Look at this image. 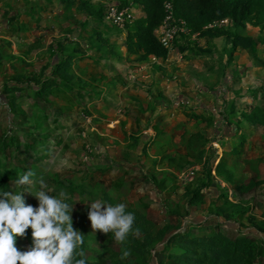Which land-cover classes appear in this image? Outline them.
Here are the masks:
<instances>
[{
	"label": "crops",
	"instance_id": "obj_1",
	"mask_svg": "<svg viewBox=\"0 0 264 264\" xmlns=\"http://www.w3.org/2000/svg\"><path fill=\"white\" fill-rule=\"evenodd\" d=\"M58 1L60 2L58 5L66 7L62 1ZM49 2L50 0L39 2V10L45 9L46 5L50 7ZM67 9L71 10V8ZM131 12L133 21L144 17L141 7H132ZM45 19L44 16L37 17L31 28L39 31L38 28L40 29ZM47 19L49 21V18ZM79 19H81V15L73 18L72 22L76 26L71 25L65 28V34L62 38L58 35L59 31L56 29L44 30L45 32L40 30L37 33H30L33 36L31 42L22 40V37L29 31L27 30V21H24V23H22V20L21 22L17 21V19L12 21L18 26L15 31L21 36L20 43L16 47V53L10 54L16 58L12 62H19L24 66L25 63L31 62L30 59L26 60V55L32 56L36 59V64L34 65L32 62V67L39 70L46 64L56 62V57H52V55L58 48L64 50V52L58 54L61 59L73 50L74 45L79 46L86 55L93 56L96 63L88 59L81 61L78 63L79 68H81L80 73H77L78 70L75 72L80 79H87L93 84L99 93L98 98L88 99L83 107L87 108V103L90 104L93 101L95 103H92L91 106L96 105L97 107V101L104 94L109 96V99L112 97V100L116 96L118 98H124V95L128 96L125 99L128 100L127 104L123 105V109H121L122 116L126 117L123 125H125V129L130 130L125 132L127 140L133 142V144L129 143L127 145V149H134L137 156L136 162L128 167L131 171L128 174L137 173L139 176L137 182H141L149 189L156 188L168 192L179 185H182L181 189H184L183 186L186 183L189 182L188 184L193 185L198 180L194 182V178L190 179L189 177L185 182L179 177L189 166L182 163V158L192 155L193 151L190 152V155L184 154L181 146L183 139L178 142V138H186L187 144L190 142L193 146L195 142L199 141L200 137L207 140L208 143L216 140L217 148L204 151L203 154V157L204 155L207 157V162L211 166L212 175L211 187L203 193L206 192V196L212 194V192L215 195L217 194L218 206L222 204L233 205L235 202L232 201L231 203L228 200L229 195L225 193L226 189L228 193L231 192L226 187L232 185L223 181L222 178L217 177V182L214 179L216 168L223 160V156H229L233 162H240L242 156H249L248 161L253 160L255 163L254 165L250 164L253 167L252 170L264 172V130L250 125L244 117V114L250 113L256 107L264 110V53L262 52L264 43L263 38L259 37L258 34L260 28L246 26L245 29H234L243 38L249 37L252 39L248 49L243 48L244 42H240L234 51H232L230 41L224 37H210L199 33L189 34V32L187 35L181 34L174 41L171 49L167 50L166 59L164 61L155 59L153 62V57L143 61H139L137 56L124 58L126 45L123 31L124 34L117 35V30H111L106 25L97 26L93 20H88L85 27L81 28L79 22H77ZM12 22L0 23V31L5 33L13 25ZM109 25L112 26V24ZM227 25L228 23L225 26L215 28H226ZM101 28H104V30H101ZM252 29H255V32H252ZM76 30L87 32L85 35L88 37L82 43L72 41L73 39L70 37L71 33ZM107 32H109V35L105 38ZM246 32L252 34H245ZM95 33H99L105 38L101 41L103 44H114L116 46L115 51L119 52L122 58L120 59L113 54H107L105 59L101 58V52L99 53L93 47L98 45V41L94 37ZM66 38L68 40L63 41ZM60 42L62 44L58 45ZM2 47L3 44L0 43V48ZM4 55L0 52V62L3 58H7ZM7 60L12 59L7 58ZM131 70L135 75L129 76ZM84 74L87 75L84 76ZM131 76L134 79L137 78L136 81H133V83L137 82L136 84H131ZM105 95L102 98L103 103L109 102L108 98L105 100ZM123 103L121 102V105ZM85 111L86 114L90 115L88 110L85 109ZM145 130L150 131L152 134L144 135V137L143 131ZM241 136L246 138L244 143L241 142ZM137 139L142 140V145L138 148L134 146L138 143ZM192 139L195 141L192 142ZM113 140L116 141V139ZM104 141L108 142L107 137ZM218 143L220 146H218ZM236 143H238L239 148L236 149L237 153L233 154L230 151L231 148L235 149L232 145ZM186 149L188 148L186 147ZM107 153V157L114 162V153L109 148ZM234 155H237L236 159ZM211 157H213L212 160ZM140 158H142V162ZM199 164L203 165L204 162ZM119 166H121V163H119ZM228 166L230 165L228 164ZM204 170L205 168L200 176ZM131 175L128 176L131 177ZM250 179H258V176ZM127 180L130 181V187L128 188L132 190L136 183H133L132 178H127ZM259 180H264V178L259 177ZM219 181H222V183ZM169 182L170 184H168ZM215 183H219L217 186L220 190L212 188ZM167 185L169 186L167 187ZM221 194H225L226 197L220 196ZM257 194L252 191L248 195L252 197V202H254V197ZM259 197L261 198V196L257 197L258 200ZM171 199L174 200L173 195ZM240 199H243L241 200L243 202L236 201V203L241 202L239 203L241 205L244 204L240 215L250 211L249 216L256 215V218H259L255 212V206L249 202L253 206V211L252 206L249 210V204L244 202L248 198L240 196ZM225 201H227V204ZM209 220L211 221V219ZM218 222L223 224L230 221L226 222L219 219ZM230 232H232L231 228Z\"/></svg>",
	"mask_w": 264,
	"mask_h": 264
},
{
	"label": "trees",
	"instance_id": "obj_2",
	"mask_svg": "<svg viewBox=\"0 0 264 264\" xmlns=\"http://www.w3.org/2000/svg\"><path fill=\"white\" fill-rule=\"evenodd\" d=\"M60 1L66 6V9L73 7L77 11L76 14L81 15V19L77 21L81 28L85 27L88 20H93L97 26L106 25L110 29H116L117 35L122 33V30L113 25L109 26L106 24L107 22L104 20L106 8L109 5L116 6L117 8L141 7L144 17L126 24L123 29L126 45L124 58L128 59L130 56H137L139 61L147 60L149 57L164 61L167 57V50L161 47L155 35V31L163 20L164 4L167 1H170L173 5L174 17L185 21L189 34L199 33L209 35L210 37H224L230 41L232 51L238 47L240 42H244L243 48L245 49H248L252 43L251 38H243L234 29H245L246 26L258 27L260 30L264 29V0H114L108 6L98 7H94L84 0ZM16 18L17 16H12L6 22L11 23ZM223 20H227L228 25L226 28H207L209 25ZM94 37L98 41V45H94L93 47L99 53L101 52V58L105 59L107 54H113L120 59L122 58L120 53L115 51L116 46L114 44H103L101 41L105 38L99 33H95ZM67 40L66 38L63 41ZM61 44L62 42L58 43V45ZM62 52L64 50L58 48L52 55V57H56V62L54 64H46L39 70L33 69L31 65L28 66L30 68L28 70L18 69L13 65L10 66V72L6 70L8 79L3 82L1 88L3 99H10V106L15 105L17 107L19 95L32 98L34 101V108L32 109L34 118L32 120L37 123V129L40 128V124H42L45 117L44 113L48 108L53 106L55 115H57L53 118V123H55L56 118L65 117L69 113V110L55 105L56 100L64 98L73 107H77V109L79 108L82 111L88 99H96L99 96L95 86L87 79H80L74 71L75 66L79 67V62L88 59L96 63L95 58L86 55L79 46L76 47L75 45L65 58L62 57L60 59L58 54ZM7 58L16 59L14 56ZM86 75L84 74V76ZM244 115L250 125L264 130V110L256 107L250 113ZM40 130L42 131V128ZM240 138L241 142L244 143V139L246 138L244 136ZM13 143H15L13 138H0V191L2 192L8 189L9 183L18 179L20 175H23V173L19 172L17 166H8L2 160L5 159V150L11 147ZM206 143H208L207 140L200 137L199 141L195 142L192 148L193 152L190 155L192 160L187 161L186 158L188 159V157H183L182 163H185V165L199 164L202 161ZM188 145L190 146V142H188ZM230 152L237 153L236 149L232 148ZM212 159L213 157H211ZM232 165L234 168L231 167ZM232 165L228 166L227 161L223 159L216 168L217 176L231 185L237 162L234 161ZM93 172V174H85V177L75 184L69 178H65L68 180H60L56 177L44 176L39 172L32 178L34 180H45V182L53 185L56 191L50 195L56 196L63 189L68 192L69 196L76 194L78 197H86L89 202L87 204L97 199H101L106 204L111 205L120 203L117 200H119V197H124L125 195L120 193L119 190L124 185L118 183L116 184L117 186L111 185L110 191H107L96 180L94 176L95 171ZM263 181L250 179L245 185L238 183V185H235L238 195L234 196L236 198L239 197L238 201L243 200L240 199V196L247 197L252 191H255L257 188L259 189L263 185ZM211 182V166L207 162L206 169L198 177V182L194 184V187L192 184H188L187 188L185 187L184 197L188 208L182 207L178 202L172 199L168 200L167 198L166 212H164L165 219L168 221L176 220L175 224H178L176 226H180L178 229L176 227L171 229L169 226L164 225L157 228L156 232H153L154 222L148 219L145 212H142L138 206L143 201L127 205L126 212H131L135 215L134 231L129 233L125 244L120 246L121 252L111 254V264H132L126 262L125 259H121L123 251H129L131 253L130 256L135 258L140 264H264V222H260L255 216H246L245 221L249 228L246 232L240 228H236L234 230L235 233L224 232V224L218 221L222 219L229 222L231 220L230 212L223 204L218 207L209 205L207 212L213 218L211 221L205 220L204 222L187 224L188 226L184 230H180L182 228L181 224L184 222L183 220H187V217L189 218L190 216L189 209L195 204L203 202L206 197V192L203 193V191H207L211 187ZM260 195L263 198L264 191ZM220 196H225V194H221ZM169 198L171 197L169 196ZM82 201H84V198H82ZM66 202L72 204L70 199ZM87 206L86 204L83 205V214L85 215L88 214L87 211L89 210ZM254 209L256 211V208ZM137 229L141 232L142 237L134 235ZM209 230L211 232L207 233ZM191 232H194V234ZM109 235L113 237L111 233ZM163 240L165 241L163 245L158 247L157 245ZM28 241L30 245L32 239L29 237ZM82 247L84 252L88 250L86 237H84ZM156 253L163 256L168 262L156 260ZM77 258L79 257L77 256ZM88 264L98 263L88 257Z\"/></svg>",
	"mask_w": 264,
	"mask_h": 264
},
{
	"label": "rangeland",
	"instance_id": "obj_3",
	"mask_svg": "<svg viewBox=\"0 0 264 264\" xmlns=\"http://www.w3.org/2000/svg\"><path fill=\"white\" fill-rule=\"evenodd\" d=\"M41 1L44 0H0V23L5 24L6 21L10 20L12 16H17V21L21 22L22 20V23H24V21H27L26 25L28 27L27 30L29 31L25 36L22 37V40L28 42L32 41L33 36L30 34L32 32L37 33L40 30L45 32L44 30L56 29L57 31H59L58 35H60V37L62 38V36L65 34V28L70 27L71 25L76 26L72 22L73 18L79 15L76 14L77 11L75 10V8L71 7V10H65L63 6L58 5V3H60L58 0H50L49 3L51 8L46 5L45 9L39 10L38 4ZM84 1H88L94 7L108 6L109 4H112L114 2V0ZM53 13L54 15H52ZM74 14H76L75 17ZM40 16H44L46 19L40 26V29L38 28L39 31H36V29L33 30L31 28V25L35 23V19ZM47 18H49V21ZM12 23L13 25L10 26V29L6 30L5 33L0 31V43L3 44V47L0 48V52L5 54V57H9L11 56L10 54L16 53V47L19 45L18 43H20L21 40V36L15 31L17 30L18 26L15 24V22ZM107 23V25L110 24V22ZM223 26H225V24ZM101 30H104V28H101ZM111 30L116 29L111 28ZM120 30L124 31L123 29ZM252 32H255V29H252ZM85 34H87L86 31L80 32L76 30L75 32L71 33V35H69L73 39L72 41L75 40L82 43L83 40L88 37ZM245 34L252 33L246 32ZM258 34L259 37L263 38L264 40V29H258ZM108 35L109 32L105 33L104 37L106 38ZM262 52L264 53V48L262 49ZM25 58L26 60L30 59L29 61L31 62L28 61L29 63H25L26 65L24 66L22 65V63L12 62L13 60H7V58L2 59V61L0 62V138H13L15 142L11 147L5 150V159H2L3 162H6L8 166H17L19 172L23 174L28 170H31L33 172H36L35 174L39 172L44 176H50L51 178L56 177L60 180H68L65 178H69L74 182V184L82 180L85 177V174H93V171H95L94 176L96 180H98L102 184V188L107 191H110L111 185L117 186V183L124 185L119 191L125 196L119 197V200H117L118 202L124 203L127 206L140 203L141 200L143 201V203L138 204V206L142 212H145L146 217L154 222V224L152 223L153 232H156L157 228L164 225L169 226V228L171 229H174L175 227L178 229L180 226H176L178 225L177 223L175 224L176 220L168 221L167 219H165V206L167 205V198L169 200L171 199L169 198V196L171 197L173 195L174 201L178 202L179 205L186 208L187 205L184 193L189 182L183 186L184 189H181L182 185H179L174 190L164 192L157 190L156 188L149 189L141 182H137L139 178L137 173L133 175L128 174L131 173L128 167L135 163L137 160L134 149H127V145L129 143L133 144V142L127 140L125 132H129L130 130L125 129V125H123L126 117L122 116L123 112L121 109H123V105L127 104L128 100L125 99H127L128 96L124 95V98H118L116 96L112 100V97L109 99V96H106L104 94L106 96L105 100L108 98L109 102H102V98L104 96L103 95L101 96V99L97 101V107L96 105H94V107L91 106L92 103H95L93 101L90 104L87 103L86 107L88 109L83 107L82 111L79 108L77 109V107H73V105L64 98L56 100L55 105L69 110V113L66 114L65 117L56 118V120L54 121L55 123H53V118L57 115H55L53 106L51 108H48L44 113L45 117L43 118V122L42 124H40V128H42L41 131L40 128H36L37 123L32 120L34 118L32 112V109L34 108L33 99L25 95H19L17 107H15V105L10 106V99H3V92L1 90L3 82L8 79V76L6 75V69L10 72L9 66L13 65L18 69L22 68L28 70L30 69L28 68V66H32V62L34 63V65L36 64V59L32 58V56L29 57L26 55ZM122 65L127 66L126 64ZM122 65L120 66L123 67ZM79 69L81 68H77L76 66L74 67V71L78 70V74L80 73ZM130 75H135L133 70L130 71L129 76ZM130 80L131 84L137 83H133V81L137 80V78L134 79L133 76H131ZM121 102L124 103L121 105ZM85 109L88 110L90 115L86 114ZM61 114H63V112H61ZM148 134L151 135L152 133L148 130L143 131V136H148ZM143 136L141 137L144 138L145 136ZM106 137L108 140L107 143L104 141ZM98 138L102 139L103 141ZM113 139H116V141ZM181 139H183V144L181 145L183 153L190 155V152L193 151V145L190 144L189 146L186 142V138H178V142H180ZM194 141L195 140L192 139V142ZM215 141L206 143V145L204 146V150H215L213 149L217 148ZM137 142L138 143L134 144V146H137L138 148L142 145V140L137 139ZM218 146H220L219 143ZM232 146H234L237 150L239 148L238 143L233 144ZM186 147L188 149H186ZM108 148L114 153V162L111 161V158L107 157ZM236 156L237 155H234L235 159ZM187 157V161L192 160L190 156L187 155ZM248 157L245 155L240 158V162L236 161L237 165L235 167V174L232 183L233 187H226L229 189V191H231L229 193L227 192V189L225 190V193L229 195L228 200L231 203L232 201L235 203L233 205H225L226 209L230 211L231 220L229 223H223L225 226L223 227L224 232L226 230L230 232V228L233 229L231 230L233 233H235L234 230L236 228H240L244 232L249 229L245 219L246 216L250 214V211L248 213H245L244 215H240L242 209L244 208V204H239L243 201L236 203L239 197L236 198L234 196L238 195L235 185H238V183L245 185L249 182L250 178H254L255 176H258V179L259 177L264 178V172L259 170H252L253 167L250 166V164L254 165L255 163L253 160L248 161ZM223 159H226L230 166L233 164V161L229 156L225 155L223 156ZM140 160L141 162L143 161L142 158H140ZM201 162H204V164L202 165L196 163L193 166H187L188 169H184L185 171L181 173L182 175L179 176L181 180L183 179L186 182L187 178L189 177L190 179L194 178V182L195 180H198V177L202 173V170L204 168L206 169L207 166V157L205 155ZM246 162H248L249 164L247 163L246 165ZM119 163H121V166H119ZM231 167L234 168L233 165ZM128 175H131V177H129ZM217 177L218 176L216 174L214 178L215 182H217L218 180ZM127 178H132L133 183H136L135 187H132V190L128 188L130 187V181L128 182ZM34 181H37V183L30 189L33 195L39 188L38 181L40 180ZM43 181L45 182V180ZM219 182L222 183V181ZM45 183L48 186L53 187V185L47 182ZM11 184L12 182L9 183V187L6 191H12ZM168 184H170V182ZM217 184L219 183H215L214 185H212V188L214 190H220L218 189ZM168 186L169 185H167V187ZM192 186L194 187V183ZM263 188L264 181L263 185L257 191H254V194L258 193L256 197H254V202H252V197L250 196H247L248 199H245L244 201L248 204L249 202H251L255 206V212L257 216H259L257 220H259L260 222H264V196L263 198L259 197V200L261 202L257 199V197L261 196L260 194L264 191L262 190ZM13 191H16V189L13 188ZM66 193L68 194L67 191ZM50 194L51 193H49V195ZM69 197L71 203L73 205L75 204L74 211L72 213L73 227L74 229L79 230L82 235L86 237V242L88 245V250H85L86 255L89 258L95 260L98 264H111V254L121 252L120 246L117 247L115 245L114 237H110V233L107 235L101 234L99 232H97L95 235L92 234L91 222L88 219V214H83V205L89 203L86 197H78L76 194H74L73 196L70 195ZM216 197L217 194L215 195L212 192V194H208L206 196V199L203 200L202 203H197L193 207H191L189 209L190 216L189 218L187 217V220H183L184 222H182V228L180 230H184L185 227L188 226L187 224H194L197 222H204L205 220L213 219L208 215L207 207L209 205H215L218 207L219 204ZM82 198H84V201H82ZM25 199L27 204H31L34 207L38 206V201L34 196L25 193ZM225 203L227 204V201H225ZM181 206L179 207L181 208ZM250 206L252 205L249 204V210L251 209ZM87 207H90V205H88ZM253 216L256 217V215ZM26 231L28 233L27 238H17V248L20 251H26L27 246H29L28 238H31V229L29 228ZM209 232H211V230H209L207 233ZM191 233L194 234V232ZM134 235L137 237H142V234L139 231L138 235ZM164 242L165 241L163 240L157 246L161 247ZM155 257L158 261L168 262L167 259H164L163 256L158 255V253L155 254ZM125 261L132 264H140L137 260H135V258L131 256L127 257Z\"/></svg>",
	"mask_w": 264,
	"mask_h": 264
},
{
	"label": "clouds",
	"instance_id": "obj_4",
	"mask_svg": "<svg viewBox=\"0 0 264 264\" xmlns=\"http://www.w3.org/2000/svg\"><path fill=\"white\" fill-rule=\"evenodd\" d=\"M34 175L28 170L12 181L11 192H0V264H88L82 247L84 236L73 227L75 204L66 202L70 197L63 189L58 196L49 195L56 189L43 180L38 181L39 188L33 195L30 189L37 183L32 179ZM25 193L34 196L38 206L27 204ZM86 205H90L88 219L92 234L111 233L117 247L125 244L135 223V215L126 212L127 206L106 204L101 199ZM29 228L31 244L26 251H20L17 238H27ZM134 234L138 235V229ZM130 254L123 251L121 259Z\"/></svg>",
	"mask_w": 264,
	"mask_h": 264
},
{
	"label": "built area",
	"instance_id": "obj_5",
	"mask_svg": "<svg viewBox=\"0 0 264 264\" xmlns=\"http://www.w3.org/2000/svg\"><path fill=\"white\" fill-rule=\"evenodd\" d=\"M104 20L106 22H110V24L119 29H124L126 24H130L133 21L131 8H117L116 6L109 5L105 10ZM226 23L227 20H223L209 25L207 28L220 27ZM181 34H188L186 23L184 20L174 17L173 5L170 1H167L164 4L163 20L158 29L155 31L157 40L162 48L169 50L171 49L174 41ZM152 61H155L154 57L152 58Z\"/></svg>",
	"mask_w": 264,
	"mask_h": 264
}]
</instances>
